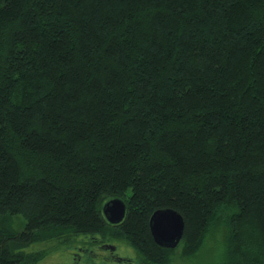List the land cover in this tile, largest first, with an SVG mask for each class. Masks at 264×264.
<instances>
[{
    "label": "trees",
    "instance_id": "trees-1",
    "mask_svg": "<svg viewBox=\"0 0 264 264\" xmlns=\"http://www.w3.org/2000/svg\"><path fill=\"white\" fill-rule=\"evenodd\" d=\"M160 208L185 254L225 222L224 264H264V0H0V264L78 235L171 263Z\"/></svg>",
    "mask_w": 264,
    "mask_h": 264
},
{
    "label": "rangeland",
    "instance_id": "rangeland-1",
    "mask_svg": "<svg viewBox=\"0 0 264 264\" xmlns=\"http://www.w3.org/2000/svg\"><path fill=\"white\" fill-rule=\"evenodd\" d=\"M25 218L19 215L12 221V226L15 230L24 228ZM228 226L225 222L220 223L215 228L204 235L200 247L189 255L185 254V245L179 243L174 249L173 261L168 264H224L226 256L225 237ZM88 235H78L72 241L65 243L59 241L50 242H35L31 244L28 250H40L49 248L50 251L36 264H139L138 254L136 250L123 240H108L110 243L116 244V256L122 260L106 258L102 256L107 254V251L100 252L96 249L97 242L92 241ZM181 242V241H180ZM86 247L83 251L80 247ZM89 249L94 250L91 252ZM80 252V255H76ZM97 253V254H95ZM104 257V258H103ZM106 258V259H105Z\"/></svg>",
    "mask_w": 264,
    "mask_h": 264
},
{
    "label": "water",
    "instance_id": "water-1",
    "mask_svg": "<svg viewBox=\"0 0 264 264\" xmlns=\"http://www.w3.org/2000/svg\"><path fill=\"white\" fill-rule=\"evenodd\" d=\"M126 211V202L120 197L108 200L103 206L105 217L111 223L121 222L125 218ZM150 229L158 244L174 248L183 238L185 220L182 214L173 208H160L150 217Z\"/></svg>",
    "mask_w": 264,
    "mask_h": 264
},
{
    "label": "flooded vegetation",
    "instance_id": "flooded-vegetation-1",
    "mask_svg": "<svg viewBox=\"0 0 264 264\" xmlns=\"http://www.w3.org/2000/svg\"><path fill=\"white\" fill-rule=\"evenodd\" d=\"M107 219V218H106ZM108 220V219H107ZM110 222V221H109ZM92 238L94 240H96L97 244H96V249L97 251H100L101 253L104 252V251H107V254H103L102 256L106 257V258H113V259H117V260H121L118 256L115 255L116 253V244H113V243H110V241L102 238L101 235H95V236H92ZM79 249L85 251L86 250V247H80ZM91 252H95L94 250L92 249H89ZM97 254V253H95ZM76 255H80V252H76ZM103 257V258H104ZM105 258V259H106Z\"/></svg>",
    "mask_w": 264,
    "mask_h": 264
}]
</instances>
